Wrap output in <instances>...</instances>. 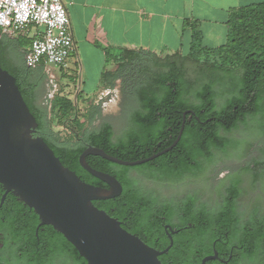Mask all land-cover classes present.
<instances>
[{"label": "trees", "instance_id": "obj_1", "mask_svg": "<svg viewBox=\"0 0 264 264\" xmlns=\"http://www.w3.org/2000/svg\"><path fill=\"white\" fill-rule=\"evenodd\" d=\"M225 26V42L208 47L203 44L199 21L185 19L182 31L190 33L188 52L185 55L174 52L161 57L150 52L120 50L119 59L124 61L119 63L117 77H122L125 65L141 60V53L153 58L149 61L150 67L146 65L143 68L146 78L140 84L136 96L140 110L131 114L130 121L145 120L156 124H132L133 127L118 141L112 139V129L108 124L89 136L86 133L75 134L73 143L62 141L50 125L54 123L64 126L69 121H76V117L72 119L71 101L64 97H53L50 115L54 120L52 122L51 117L48 119L47 113L42 114L34 105L29 75L22 68L8 64L5 47L0 45V66L14 76L24 101L36 118L40 136L48 138V146L62 165L74 171L87 184L108 188L78 163L87 144L119 160L132 162L137 158V147L146 157L158 149L170 147L179 135L183 114L188 111L176 146L177 159L180 161L178 166L166 165L159 172H154L149 164L131 168L98 156L85 158L91 168L115 177L123 189L121 197L101 203L93 202V205L107 213L109 208L118 209L120 219L130 214L131 210H137V224L133 225V234L146 245L150 244L148 239L155 234L163 240V247L168 244L164 238L162 222L172 224L171 218L179 209L143 194L131 177L133 170L150 178L175 181L184 172L200 169L198 157L210 162L214 152L225 153L234 147L235 144L226 135L247 127L249 121L260 123L254 126L264 135V2L230 9ZM105 55L110 59L107 49ZM190 68L196 75L193 79L188 76ZM152 138L154 141L151 145L149 140ZM187 156H191L197 163H184L183 159ZM169 162L166 160V163ZM237 196L238 190L228 194L230 205L234 204ZM38 235L49 244L46 255L34 257L19 254L6 243L0 250V264H87L76 249L51 226L38 228ZM5 251L7 254L3 253ZM233 258L237 261L243 256L236 254ZM189 264H200V261L195 260L193 249Z\"/></svg>", "mask_w": 264, "mask_h": 264}, {"label": "flooded vegetation", "instance_id": "obj_2", "mask_svg": "<svg viewBox=\"0 0 264 264\" xmlns=\"http://www.w3.org/2000/svg\"><path fill=\"white\" fill-rule=\"evenodd\" d=\"M28 75L29 79L35 80L33 94L36 90H48L52 84L45 75L40 66L33 69L21 67ZM35 98V97H34ZM219 102V101H218ZM140 110V105L136 100V106L132 113ZM110 125L109 122H100L98 125H90L86 131L89 136L97 133L104 125ZM123 124H129L128 127L114 140L115 132L112 129V139L120 140L132 124H156L152 121L137 120L128 121ZM247 124H260L255 121H249ZM139 132V128H137ZM236 132V131H235ZM226 135L227 138L233 133ZM32 137H41L38 127L32 133ZM48 145V138L41 137ZM153 144L154 139H150ZM161 142H159V145ZM87 146H89L87 144ZM176 146H173L167 152L159 155L153 160L132 166L136 168L144 165H150L154 172L168 166H178L180 164L179 156L176 154ZM164 149H158L152 155L162 152ZM137 158L134 161H141L150 156H144L139 147L136 149ZM144 152V151H143ZM166 160H170L169 164ZM182 161V160H181ZM184 163L194 165L197 162L192 157L187 156L183 159ZM200 169L194 172H184L181 177L175 181H164L160 179L154 180V187L144 188L141 182L133 177L136 186L143 194L150 195L158 202L170 203L172 207L178 208L171 218V223L162 222L164 238L168 244L163 245L160 236L152 235L147 244L154 250L161 252L167 251L158 256L161 264H189L191 261V253L195 255V260L202 261L204 257L216 256V259L207 261L205 264H264V199L258 201L242 200V192L245 185L254 186L258 177H264V162H256L245 165L241 170L236 171L228 176L227 182H221L212 190V187H205L208 169L214 161V153L210 162L197 158ZM228 173V172H227ZM248 179V180H247ZM168 186H164L163 184ZM179 189L175 195L166 197L164 193H168L170 188ZM264 187V186H263ZM217 188V189H216ZM238 190L234 204L230 205L227 200L228 194ZM219 197L218 201H212L210 193ZM123 195V189L118 197ZM215 197V196H214ZM230 199V198H229ZM106 201V200H105ZM104 202V201H94ZM138 204H135L137 208ZM105 211V210H104ZM106 212V211H105ZM107 213V212H106ZM110 217L116 219L121 227L130 234H133V225L137 224L138 211L131 210L130 214L118 216V209L109 208L107 213ZM209 214V216H203ZM39 219L32 209L28 208L21 202L12 191H6L4 186L0 184V250L7 243L12 251L19 254H27L34 257H42L49 250L48 242H43L38 235ZM134 235V234H133ZM16 239V241H14ZM171 244V245H170ZM159 247H161L159 249ZM7 254V252H3ZM243 256L242 259L235 261L234 255ZM7 256V255H6ZM0 257L2 255L0 254Z\"/></svg>", "mask_w": 264, "mask_h": 264}, {"label": "water", "instance_id": "obj_3", "mask_svg": "<svg viewBox=\"0 0 264 264\" xmlns=\"http://www.w3.org/2000/svg\"><path fill=\"white\" fill-rule=\"evenodd\" d=\"M177 139L160 153L141 161H122L102 149L87 146L80 154V167L108 188L82 181L64 167L41 137H32L36 118L24 101L14 76L0 66V184L32 209L39 226L49 225L60 233L87 264H161L158 252L123 229L105 211L93 205L118 197V180L91 168L85 161L93 155L114 164L132 167L147 163L175 146ZM171 245V244H170ZM216 259L204 257L200 264Z\"/></svg>", "mask_w": 264, "mask_h": 264}, {"label": "crops", "instance_id": "obj_4", "mask_svg": "<svg viewBox=\"0 0 264 264\" xmlns=\"http://www.w3.org/2000/svg\"><path fill=\"white\" fill-rule=\"evenodd\" d=\"M61 1L70 20L75 46L71 56L73 55L79 64L84 65H100L104 57L103 48L120 46L128 50H146L155 54L159 50L163 52L165 48H171L173 53L179 52L183 45L184 34L188 33V39L190 35L189 31H182V22L185 19L199 21L204 45L206 41L219 42L226 35L225 23L230 9L264 2V0ZM31 38L24 41L17 34L3 36L0 45L5 47V59L8 64L14 68L25 66L24 53L29 49ZM218 45L221 44L216 43L214 46ZM40 67L49 80L62 84L57 73H53V69ZM56 69L63 74L61 70L64 68ZM82 71L86 70L82 69ZM117 71L118 66H112L107 70V77L110 76L111 79L108 82L110 85L102 89L92 105L97 104L101 97L108 95L113 83L118 81ZM29 83L35 86L33 78L29 79ZM39 92L41 90L35 89L34 105L44 114L46 112L42 108Z\"/></svg>", "mask_w": 264, "mask_h": 264}, {"label": "rangeland", "instance_id": "obj_5", "mask_svg": "<svg viewBox=\"0 0 264 264\" xmlns=\"http://www.w3.org/2000/svg\"><path fill=\"white\" fill-rule=\"evenodd\" d=\"M36 30H43L42 28L30 27L27 31L18 32L17 35L26 41L33 36ZM206 33V32H205ZM207 36V33H206ZM226 37L223 36L219 42H207L208 47H214L216 43L223 44ZM188 33L184 34L183 45L179 53L185 55L188 52ZM105 49L110 54V59L106 58ZM128 50L125 47L118 48H103V60L100 65H84L79 64L77 60L70 56L67 60V67L62 69L52 68L53 73H57L59 80L52 82L48 90L39 92L42 99V108L48 114L47 117L54 118L50 115L51 101L53 97H64L71 101L72 106V119L76 117L75 122L69 121L64 126L51 124V130L57 133L59 138L64 142L73 143L75 134L82 135L86 133L90 125H98L100 122H109L115 132L114 140L122 134L129 124H123L131 120V114L136 106V96L140 84L146 78L143 74V68L148 65L153 58L145 57L141 53V60H137L135 64L125 65L122 77H118V81L113 83V86L108 91V95L101 97L97 104L93 101L97 99L99 93L103 88L109 87L108 82L111 80L109 77L104 76L107 70L112 66H119L124 60H120V50ZM137 52H149L146 50H132ZM150 54H155L150 52ZM166 54H173L171 48H165L163 52L157 51L156 55L165 56ZM82 69L86 70L85 72ZM118 73V71H117ZM50 75V74H49ZM110 75V74H108ZM188 76L195 78L193 69L188 70ZM50 77V76H49ZM68 85V86H67ZM76 85V86H75ZM57 91V92H56ZM59 92V93H58ZM97 113V114H96ZM229 139L235 144L234 147L229 148L225 153L214 152V161L208 169V176L205 187H212L214 190L221 182H227L230 174L241 170L245 165L256 162H264V135L260 134L254 124H249L247 127H241L233 133ZM254 160V161H253ZM228 172V173H227ZM133 177L141 182L144 188L154 187V180L143 174L133 173ZM248 180V179H247ZM164 186H168L165 183ZM264 177H258L257 183L254 186L245 185L242 192V200L258 201L264 199ZM217 189V188H216ZM179 189L171 187L168 193H164L166 197L175 195ZM212 201H218L219 197L210 193ZM215 196V197H214Z\"/></svg>", "mask_w": 264, "mask_h": 264}, {"label": "built area", "instance_id": "obj_6", "mask_svg": "<svg viewBox=\"0 0 264 264\" xmlns=\"http://www.w3.org/2000/svg\"><path fill=\"white\" fill-rule=\"evenodd\" d=\"M36 30L24 53L28 69L65 68L75 46L70 20L61 0H0V40L5 34H17L30 27Z\"/></svg>", "mask_w": 264, "mask_h": 264}]
</instances>
